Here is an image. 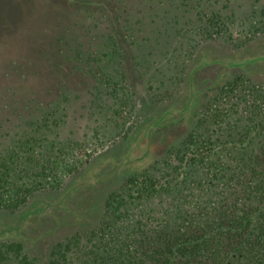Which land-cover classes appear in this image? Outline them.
Here are the masks:
<instances>
[{
    "label": "rangeland",
    "instance_id": "374dc122",
    "mask_svg": "<svg viewBox=\"0 0 264 264\" xmlns=\"http://www.w3.org/2000/svg\"><path fill=\"white\" fill-rule=\"evenodd\" d=\"M260 170L264 0H0V264H264Z\"/></svg>",
    "mask_w": 264,
    "mask_h": 264
},
{
    "label": "trees",
    "instance_id": "16d2710c",
    "mask_svg": "<svg viewBox=\"0 0 264 264\" xmlns=\"http://www.w3.org/2000/svg\"><path fill=\"white\" fill-rule=\"evenodd\" d=\"M248 170H250L251 171V173H255L256 171H257V167H255V166H253V168H247ZM2 173V172H1ZM0 173V184H2V182H3V180H4V175H3V173L1 174ZM260 176V178H259V180L261 181V182H264V179L262 180L261 179V176H263L264 177V170H260L259 171V173H258ZM137 182V181H136ZM130 190V189H129ZM5 193H7V192H5ZM3 193H0V196L3 198V199H5V197H3V195H2ZM122 202H125V204L127 205V204H129L128 202H129V200H127V199H123L122 200ZM233 220H238V219H236V218H234ZM154 254H159V258L158 259H160V258H166V259H168V256H166V254H163V253H161V252H154ZM161 256V257H160ZM119 264H122V263H119Z\"/></svg>",
    "mask_w": 264,
    "mask_h": 264
}]
</instances>
